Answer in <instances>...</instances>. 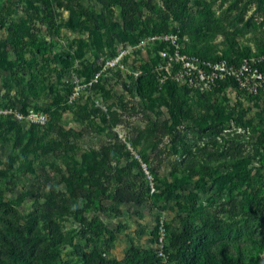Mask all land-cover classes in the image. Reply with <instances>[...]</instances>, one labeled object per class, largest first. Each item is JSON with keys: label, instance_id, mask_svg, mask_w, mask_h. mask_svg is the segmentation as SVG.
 <instances>
[{"label": "rangeland", "instance_id": "rangeland-1", "mask_svg": "<svg viewBox=\"0 0 264 264\" xmlns=\"http://www.w3.org/2000/svg\"><path fill=\"white\" fill-rule=\"evenodd\" d=\"M230 1L218 0V13ZM250 1L245 19L264 22V0L239 7ZM112 3L0 0V264L9 260L3 235L42 264L35 258L52 232L60 252L51 264H86L94 242L83 217L117 231L97 239L107 258L123 260L132 244L156 249L163 221L168 258L156 264H187L172 245L187 224L230 233L217 250L226 264L239 254L264 264V89L140 94L137 78L156 59L149 47L125 70L105 60L152 32L181 29L163 0ZM235 39L254 51L264 27ZM230 42L218 35L209 51L233 54ZM11 107L48 121L19 120ZM120 193L134 200L119 202Z\"/></svg>", "mask_w": 264, "mask_h": 264}, {"label": "trees", "instance_id": "trees-1", "mask_svg": "<svg viewBox=\"0 0 264 264\" xmlns=\"http://www.w3.org/2000/svg\"><path fill=\"white\" fill-rule=\"evenodd\" d=\"M101 2L104 8L109 9L113 6V0H101ZM163 2L175 15L181 29L180 36L188 35L191 39V42L185 45L184 52L214 61L225 58L232 63H239L244 57L251 55L264 56L263 44L257 43V48L253 51L251 47L246 48L233 43V41H236L235 35L237 31H242L243 33L252 31L256 33L264 27V22L256 20L255 13L245 19L246 13L249 10L248 6L252 1L239 7V0H231L222 13H218V9L215 7L218 0H203L202 2H198L197 0H163ZM219 8H221V5ZM233 11L235 12L234 15H230V12ZM157 32L168 31H155L151 34ZM218 35L223 36L226 43L232 41L230 43L233 45L230 47L233 50L234 56L228 53L211 54L209 51L211 50V44ZM40 48L38 47V50ZM260 67L264 68V59L260 63ZM137 80L140 94H146L150 86H157L158 88L175 86L183 88L186 93H203L185 85L179 86L172 81L167 82L164 86H160L158 77L153 70L148 75L139 76ZM228 84V82H223L217 87L226 90ZM118 200L119 202L130 203L134 200V197L120 193L118 194ZM80 220L82 227L91 234L90 238L94 242V248L90 252L84 253L86 264L157 263L159 257L156 249H143L140 245L136 244H132L127 249L123 260L115 257L107 258L101 253L100 248L97 247V239L104 235H109L111 239H114L117 231L103 221L88 220L85 217ZM236 232L239 235L238 230ZM50 236L46 249L35 258V260H41L42 264H51L52 256L60 252L56 247L60 237L55 232H52ZM226 236H230V233H226L225 230L219 227H215V229H207L205 227L198 229L196 226L187 224L182 231L175 235L172 245L183 255L187 264H226L217 254V250L223 251L226 248ZM263 246L262 248H264ZM3 248L9 259L8 264H36L34 260L25 256L23 248H20L5 235H3ZM242 259V255L239 254L236 259L237 264H243Z\"/></svg>", "mask_w": 264, "mask_h": 264}, {"label": "built area", "instance_id": "built-area-1", "mask_svg": "<svg viewBox=\"0 0 264 264\" xmlns=\"http://www.w3.org/2000/svg\"><path fill=\"white\" fill-rule=\"evenodd\" d=\"M188 35L180 36L178 32H157L142 37L136 43L122 48L115 56L105 60V68L125 70L126 61L134 56V52L143 53L149 47L155 53L152 70L156 73L160 86L172 81L179 86L207 92L220 83L228 82L227 88H235L249 95H256L264 89V68L260 67L264 56L251 55L244 57L239 63L227 59L209 60L184 52L189 43ZM104 68V69H105ZM101 74L98 73L97 77ZM6 113L14 115L19 120H32L45 124L48 115L30 110L24 113L11 107ZM167 228L162 221L159 226V237L156 253L159 258L166 260L168 251L165 244Z\"/></svg>", "mask_w": 264, "mask_h": 264}]
</instances>
